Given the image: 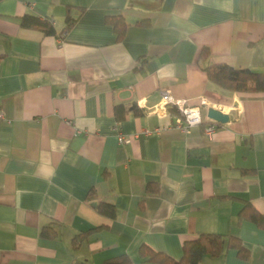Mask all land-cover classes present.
Masks as SVG:
<instances>
[{
	"label": "crops",
	"instance_id": "1",
	"mask_svg": "<svg viewBox=\"0 0 264 264\" xmlns=\"http://www.w3.org/2000/svg\"><path fill=\"white\" fill-rule=\"evenodd\" d=\"M68 5L83 9L60 33ZM25 14L50 19L56 34L22 26ZM114 14L127 22L121 40L106 21ZM220 61L264 71V0H0V264L122 253L155 264L141 244L180 258L203 232L239 236L250 255L230 248L198 264H264V228L238 217L244 200L264 213V92L211 84L202 66ZM165 90L204 119L215 107L229 120L211 136L205 122L183 127L161 104ZM116 104L128 107L121 121ZM98 200L115 205L114 218ZM106 224L74 248L75 234ZM46 225L58 235L43 237Z\"/></svg>",
	"mask_w": 264,
	"mask_h": 264
},
{
	"label": "trees",
	"instance_id": "2",
	"mask_svg": "<svg viewBox=\"0 0 264 264\" xmlns=\"http://www.w3.org/2000/svg\"><path fill=\"white\" fill-rule=\"evenodd\" d=\"M71 6L68 5L65 25L60 33L70 29L83 9L77 16L70 13ZM20 23L24 27L41 29L45 34H56V28L53 22L44 17L33 14H25L19 17ZM106 21L112 24L117 39L121 40L124 37L127 22L123 15L114 14L107 15ZM142 22V21H141ZM210 55L208 47L202 48L198 59L200 61L206 60ZM203 69L206 71L207 77L211 84L228 92L238 93H259L264 92V71L256 70L250 67H236L227 62H213L204 64ZM131 109L137 115L142 114V109L137 103L132 104ZM171 110H176V107L171 106ZM115 116L118 121L123 120L128 112V107L123 104H116L114 106ZM254 170V169H249ZM148 191L157 193L159 187L157 184L148 183ZM94 189H91L87 198L90 200L96 199ZM244 205L241 208L238 217L240 219L246 218L254 221L259 227L264 228V213L256 209L249 201L244 200ZM96 209L100 213L114 218L116 215V207L113 203L98 200ZM106 225H98L82 230L74 235L72 238L74 248H79L80 245L89 238L90 235L104 228ZM41 235L45 238H54L58 235V231L54 226L46 225L41 230ZM235 248L241 258H248L250 250L244 245L242 239L234 234H227L221 232H203L197 237L187 239L183 243V254L180 258H175L168 253L156 250L146 243L141 244L139 252L146 261L155 264H198L206 256L219 257L223 255L228 249ZM101 264H134L128 254L122 253L116 256L106 258Z\"/></svg>",
	"mask_w": 264,
	"mask_h": 264
},
{
	"label": "built area",
	"instance_id": "3",
	"mask_svg": "<svg viewBox=\"0 0 264 264\" xmlns=\"http://www.w3.org/2000/svg\"><path fill=\"white\" fill-rule=\"evenodd\" d=\"M161 104L163 106L176 107V111H173V114L177 116L176 123L179 125L182 124L183 127L199 125L205 122L204 130L209 136L213 135L217 129L218 121L209 117L204 119L202 116V107L200 105H192L185 99L176 98L168 90H165L162 93ZM201 104L205 106L207 105L205 98L202 99ZM2 114V111H0V117ZM147 131L149 132V130ZM118 139L120 142L129 141V138L122 133H118Z\"/></svg>",
	"mask_w": 264,
	"mask_h": 264
},
{
	"label": "water",
	"instance_id": "4",
	"mask_svg": "<svg viewBox=\"0 0 264 264\" xmlns=\"http://www.w3.org/2000/svg\"><path fill=\"white\" fill-rule=\"evenodd\" d=\"M207 114L209 118L214 119L218 122H226L227 120H229L230 117L228 113H225L215 107H209L207 110Z\"/></svg>",
	"mask_w": 264,
	"mask_h": 264
}]
</instances>
